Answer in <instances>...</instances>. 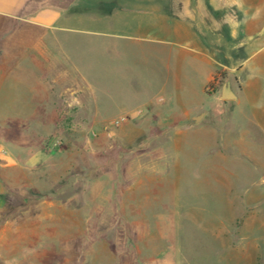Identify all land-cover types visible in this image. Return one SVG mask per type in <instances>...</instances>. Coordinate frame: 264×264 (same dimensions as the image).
Returning <instances> with one entry per match:
<instances>
[{
	"label": "rangeland",
	"instance_id": "1",
	"mask_svg": "<svg viewBox=\"0 0 264 264\" xmlns=\"http://www.w3.org/2000/svg\"><path fill=\"white\" fill-rule=\"evenodd\" d=\"M222 1L242 24L240 49L225 48L239 55L237 68L217 69L202 96L205 70L186 63L174 98L209 114L192 127L44 125V111L22 109L15 75L0 78V264H264V0ZM91 32L56 34L119 42ZM169 40L189 59L215 53ZM113 58L85 64L102 86L125 92L119 102L137 105L127 92L135 79L145 88L154 63ZM228 89L235 99H222Z\"/></svg>",
	"mask_w": 264,
	"mask_h": 264
},
{
	"label": "crops",
	"instance_id": "2",
	"mask_svg": "<svg viewBox=\"0 0 264 264\" xmlns=\"http://www.w3.org/2000/svg\"><path fill=\"white\" fill-rule=\"evenodd\" d=\"M233 8V2L222 0H0V63L9 53L8 62H14L8 67L1 64L7 69L0 78L15 75L24 95L22 109L44 111V125L67 121L103 126L124 118L133 123L142 121L143 125L149 121L157 126L192 127L189 122L194 120L197 124L209 114L201 106L181 107V99L174 98L180 94L181 70L186 63L194 71L205 70L199 94L207 96L206 88L217 69L237 68L235 59L239 55L225 50L229 46L240 49L236 43L243 34ZM63 30L112 31L119 42H62L56 33ZM210 33H214L211 38ZM172 38L213 49L216 54L193 59L184 53L174 54L169 47L174 43L169 40ZM64 45L66 51L57 52L56 47ZM17 47H21L18 54H11ZM90 55L154 63V71L143 77L148 80L145 88L135 79L140 75L133 76V89L127 95L134 96L137 105L119 102V95L125 92L105 88L100 76L92 79L85 64L90 62ZM213 95L220 101L219 96ZM62 111L66 117L61 116Z\"/></svg>",
	"mask_w": 264,
	"mask_h": 264
},
{
	"label": "water",
	"instance_id": "3",
	"mask_svg": "<svg viewBox=\"0 0 264 264\" xmlns=\"http://www.w3.org/2000/svg\"><path fill=\"white\" fill-rule=\"evenodd\" d=\"M235 98H236V96L229 89L224 90L222 93V99H224V100H232Z\"/></svg>",
	"mask_w": 264,
	"mask_h": 264
},
{
	"label": "built area",
	"instance_id": "4",
	"mask_svg": "<svg viewBox=\"0 0 264 264\" xmlns=\"http://www.w3.org/2000/svg\"><path fill=\"white\" fill-rule=\"evenodd\" d=\"M123 120H124V118H122V119H120V120L116 121V123H115V124H120V123H121Z\"/></svg>",
	"mask_w": 264,
	"mask_h": 264
}]
</instances>
